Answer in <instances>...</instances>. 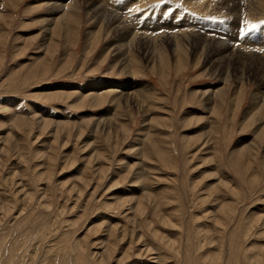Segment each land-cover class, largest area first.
<instances>
[{
  "label": "rangeland",
  "instance_id": "rangeland-1",
  "mask_svg": "<svg viewBox=\"0 0 264 264\" xmlns=\"http://www.w3.org/2000/svg\"><path fill=\"white\" fill-rule=\"evenodd\" d=\"M103 1L0 0V264H264V1Z\"/></svg>",
  "mask_w": 264,
  "mask_h": 264
},
{
  "label": "bare ground",
  "instance_id": "bare-ground-1",
  "mask_svg": "<svg viewBox=\"0 0 264 264\" xmlns=\"http://www.w3.org/2000/svg\"><path fill=\"white\" fill-rule=\"evenodd\" d=\"M82 1H85V0H82ZM100 1L101 2H104L103 0H87V2H89V3H91V6H90V8H88V12L89 13H91V15L92 14H94V13H97L98 14V12H99V15H97V17H102V15H104V13L105 14H107L106 15V17L108 18H106V19H103V18H101L100 20H102V21H104V20H106V22H105V24H112V26H113V28H117V29H121V28H119L118 26H121L122 28H125L124 27V25L123 24H121V19L119 18V16L117 15V13L116 12H112L111 10H109L107 7L105 8V6L103 5V3H101L100 4ZM199 1V0H198ZM208 1V0H207ZM210 1V0H209ZM212 1V0H211ZM249 1V0H248ZM255 1L256 0H250V2L251 3H255ZM262 1H264V0H262ZM86 2V3H87ZM200 2V1H199ZM225 2V1H224ZM232 2V1H231ZM236 2H237V4H240V0H236ZM244 2H246V0H244ZM71 4H72V2H71ZM77 4V3H76ZM208 4V3H207ZM256 4V3H255ZM254 4V5H255ZM70 5V4H69ZM236 5V4H235ZM263 5V4H262ZM77 6H78V4H77ZM89 5H87V7H88ZM249 6V5H248ZM264 6V5H263ZM70 7H71V5H70ZM85 7H86V5H85ZM255 7V6H254ZM74 8V7H73ZM116 9V8H115ZM55 10H56V8H55ZM97 10H99V11H97ZM72 11V10H71ZM94 16V15H93ZM97 17H95V18H97ZM94 18V17H93ZM99 20V19H98ZM111 27V26H110ZM109 29V28H108ZM173 29V28H172ZM111 30V29H110ZM133 34V36H132V38H131V40L130 41H133V42H135L136 44H135V46L137 45V48H138V50H139V52H140V54H142L143 56H148V58H150V57H153L154 55H155V50H154V48H153V44H150L151 42H150V38L149 37H146L147 35H140V36H137L138 34H137V32H131L130 31V29H129V27L127 26V28L124 30V35H125V37L126 38H129L131 35ZM173 37V36H172ZM171 36H167V37H165L164 39H165V41H171V38H172ZM228 37V36H227ZM124 38V37H123ZM194 38H196V40L198 41L197 42V44H199V46L200 45H206V47H207V49H208V61L209 60H211L210 58H212V62H210V63H213V64H215V62H216V60H213L214 58H219V60L220 61H223V60H227V55H230V53L231 52H234L233 50L232 51H230L229 50V47L226 45L229 41H226V44H225V41L224 42H221L220 40H219V38H225V37H220L218 34H216V35H206V34H204V35H202V34H200V33H198V35H195V37ZM155 39V38H154ZM192 39V38H191ZM126 40V39H125ZM195 40V41H196ZM264 40V39H263ZM122 41V40H121ZM179 41H181V40H179ZM194 41V42H195ZM235 40L233 39V42H234ZM233 42H231V44L233 43ZM154 43V42H153ZM260 43V42H259ZM262 43V42H261ZM122 44V43H121ZM130 44V43H129ZM178 44V43H177ZM191 44V43H190ZM196 44V43H195ZM194 45V44H193ZM191 46V45H190ZM196 46V45H195ZM195 46H193V47H195ZM178 48H179V46L177 45L176 47H175V50L177 51L178 50ZM232 48L235 50V53L237 52V53H239V56H241V55H243V53L245 54V52H248V55L250 56V57H258V58H263L264 57V55H258V53H257V51H258V49H246L245 48V50H243V52H242V50H240L239 49V51H236V49L232 46ZM242 48V47H241ZM251 48V47H250ZM181 49V48H180ZM198 49V48H197ZM195 51V50H194ZM200 51V50H199ZM161 52H163L162 50H161ZM236 53V54H237ZM157 54V53H156ZM202 54V53H201ZM232 54V53H231ZM235 55V54H234ZM214 57V58H213ZM230 57V56H229ZM232 57V56H231ZM234 58V57H233ZM235 59V58H234ZM251 59V58H250ZM218 60V59H217ZM231 61H232V59H231ZM224 62V61H223ZM223 62H221V63H223ZM258 62V61H257ZM227 63V62H226ZM244 63V62H243ZM212 64V65H213ZM255 65V64H254ZM228 66V65H227ZM216 68V67H215ZM229 68V67H228ZM236 68V67H235ZM263 71H264V69H263ZM263 73V72H262ZM261 79V78H260ZM261 83V82H260ZM262 85V84H261ZM258 95H260V94H258ZM258 97V96H257ZM255 98V97H254ZM253 98V99H254ZM261 98V97H260ZM256 100H259V99H256Z\"/></svg>",
  "mask_w": 264,
  "mask_h": 264
},
{
  "label": "snow or ice",
  "instance_id": "snow-or-ice-1",
  "mask_svg": "<svg viewBox=\"0 0 264 264\" xmlns=\"http://www.w3.org/2000/svg\"><path fill=\"white\" fill-rule=\"evenodd\" d=\"M253 27H255V25H253Z\"/></svg>",
  "mask_w": 264,
  "mask_h": 264
}]
</instances>
